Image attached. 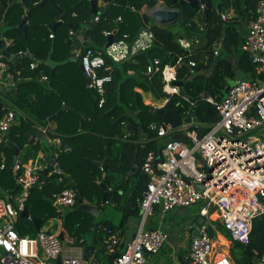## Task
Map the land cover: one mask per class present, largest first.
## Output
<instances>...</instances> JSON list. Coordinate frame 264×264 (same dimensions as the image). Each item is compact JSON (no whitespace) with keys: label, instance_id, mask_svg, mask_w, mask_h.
I'll use <instances>...</instances> for the list:
<instances>
[{"label":"trees","instance_id":"16d2710c","mask_svg":"<svg viewBox=\"0 0 264 264\" xmlns=\"http://www.w3.org/2000/svg\"><path fill=\"white\" fill-rule=\"evenodd\" d=\"M38 1L40 0H21V2L7 4L0 0V23L3 25L1 36L8 41L5 49L11 54L26 51L32 57L45 60L50 45H53L52 58L67 60L70 57L68 30L71 27L69 25L78 24L85 28L84 25L94 17L90 1L52 0L53 2H50L46 0L40 8H32L26 15L27 29L24 33L20 23L24 18L25 9L32 7ZM102 1L106 5L103 8H97L100 11L97 14L99 18L97 27L92 29L91 37L87 39L89 40L88 46L103 52L105 61L110 66L109 73L112 81L107 86L105 103L99 107L96 93L87 86L89 109L84 110L77 107L74 110H66L54 119L55 128L48 129L47 132L51 137L66 139L72 149L69 153L63 151L57 154L62 173L54 172L46 176V181L40 189L36 187L30 189L26 201V209L30 218L41 219L42 222L46 217L51 218L56 215L53 211L54 216H48L49 213H46L43 208L46 200L53 208L48 199L52 193L71 187L73 184L76 187L75 207L79 199L95 201L97 205H100L102 189L97 181L106 183L107 188L112 191L107 193L106 200L121 211L119 223L114 224L106 218L101 219L96 221L92 233L88 234L92 216L79 210L81 220L77 229L81 227V231L76 229L78 234L73 238V243H77L89 235L94 245L97 242L102 243L106 236V229L119 231L128 219L138 218L139 201L146 183V177L141 173L140 167L148 152L153 151L158 154L161 148L156 127L164 120L158 109L144 104L141 95L134 91V87H139L143 91L150 92L156 99L165 97L162 92L161 74L157 72L150 78L143 74L149 61L157 57L162 66L165 63L175 64L178 56L182 57V64L177 70V83H181L182 95L194 103L195 106L191 110L196 112L199 121L203 124L209 123L215 117L216 112L212 105L201 98L200 94L211 95L220 100L225 95V88L228 87V81L234 77L236 68L251 77L255 75V67L248 54L241 49V45L245 33L242 25L251 17L257 0H214L213 7L208 12L204 11L200 16L196 14L197 8L188 4L163 0L167 7L175 8L180 13V18L174 24L165 27L155 24L152 18L142 11L145 6L155 5L157 0H132L131 3L128 0ZM130 7H134V10ZM230 11L232 17L226 20L220 18L221 13L226 14ZM118 16L121 17L120 21L116 20ZM58 22L60 24L53 29ZM145 23H150L153 33L152 42L146 50L139 51L120 61H114L105 54L104 30L116 31V38L126 33L128 42H131L144 28ZM50 34H53L52 38L49 37ZM180 38L191 43L190 53L182 50L178 42ZM218 43L220 46L215 48L214 46ZM59 49L61 51L56 55ZM215 50L218 52L216 55H214ZM235 55H237V61L234 64ZM1 59L8 63L9 70L16 78L15 86L0 94L10 103L9 108L18 112L19 123L10 127L9 136L12 141L23 147L31 142L29 130L34 125L46 129L47 126L49 127L50 122L47 118L60 109L59 103L63 97L39 81L41 70L46 68L45 64L36 65L31 69L29 64L34 62L31 57H20L16 66L4 57ZM188 60L194 61L195 66L188 67ZM74 64L78 66L77 63ZM70 67L69 62L57 67L53 77L46 71L49 78L48 83H63L61 71ZM77 70L83 74L81 68L78 67ZM128 70H133L135 74L128 75ZM83 76L85 77L84 74ZM167 105L173 109L179 108L183 113L188 108L189 102L174 95L161 109ZM2 110L4 109H0V114ZM80 125L81 129H79ZM152 125L155 127L153 128ZM119 141H122L121 146L117 144ZM106 142H110L111 157L107 163V169L103 171L86 158L102 160ZM128 148L131 150L129 156L126 153ZM134 150L136 152L133 154ZM13 152L14 147L10 141L0 144V153L4 157L2 161L0 156V165L4 164L0 170L2 178L12 173L9 166ZM120 154L122 157L119 156ZM130 156L139 167L138 174L140 175L133 186H130L129 181L125 182L123 178L117 180L116 176L119 173L113 171L117 167L127 169ZM67 170H76L75 180L71 178ZM103 172H105L104 177ZM12 178L7 182L10 194L18 189ZM68 179L71 181L68 182ZM82 182L86 185L83 191L79 187ZM35 199L38 200L42 209L32 207ZM41 210H44V213L41 214ZM70 214L67 212L65 217ZM27 221L17 220L19 232L33 236L36 234L34 224L31 220ZM192 221L194 222L195 218ZM26 223L30 224V227L26 226ZM108 223H110L109 227ZM121 234L122 232L120 236ZM225 238L231 240L228 232L225 233ZM218 239L220 244H225L221 237ZM240 245H242V252L248 257L245 264H252L256 257L264 255V213L254 219L249 243ZM109 262L110 259L107 258V262L102 264ZM184 262L185 260L182 263Z\"/></svg>","mask_w":264,"mask_h":264},{"label":"built area","instance_id":"2783aa9c","mask_svg":"<svg viewBox=\"0 0 264 264\" xmlns=\"http://www.w3.org/2000/svg\"><path fill=\"white\" fill-rule=\"evenodd\" d=\"M156 7L163 6L157 4L151 10ZM196 8V14L200 16L205 11V4L199 2ZM130 9L134 10V7ZM220 18L229 19L225 13H221ZM93 19L98 22V15ZM120 20L117 17V21ZM145 24L131 42H128L126 33L119 38L114 35V41L103 48L105 54L114 61H120L146 50L152 42L153 33L150 23ZM111 33L103 31L105 36ZM49 37L52 38L53 34ZM68 37L70 56L73 59L80 56L79 65L87 79V86L97 94V104L102 107L107 86L112 81L110 66L103 52L86 43L85 28L71 27ZM178 42L184 52L190 53L189 41L178 39ZM241 48L255 67L254 77L245 75V78L235 81L220 100L200 94L215 109L219 116L217 121L207 124L200 122L181 130L185 140L169 135L173 128L168 122L164 121L156 127L159 137H168L158 154L148 152L141 164L140 170L146 177V183L139 201L138 226L122 249L120 232L106 229V236L100 244L108 258L117 254L108 264H149V257L167 244L168 232L158 224L148 229V218L156 211L162 215L175 207H188L196 203L202 204L198 215L204 218L215 214L232 241L244 245L249 243L253 221L264 213V0H257L247 20ZM217 53L215 50L214 55ZM181 64V56H178L175 64L165 63L162 66L160 59L154 57L144 68L143 74L148 78L157 72L161 74L164 104L174 95L189 102L188 108L180 112L184 118L194 111L191 109L195 105L182 95L177 83V70ZM36 65L31 62L29 67L33 69ZM187 66L193 67L195 62L188 60ZM127 73L132 74L133 71L128 70ZM38 79L47 82L49 78L41 74ZM15 84L14 73L0 57V85L12 88ZM16 113L10 108L0 115V144L9 141L7 131L14 124ZM204 125H207V130L200 134L199 127ZM42 131L46 135L45 141L60 145L58 137L47 136L46 128H42ZM0 156L3 161L1 153ZM46 166L37 160L26 163L16 160L12 166L11 172L21 194L15 206L7 204L0 196V264H56L57 260L60 264H102L93 261L94 250L85 261L82 249L72 245L73 242L65 237L60 214L65 209L75 207L76 192L72 187L51 194V205L59 214L53 217L57 222L53 232L40 227L31 236L20 233L18 227L15 229L19 214L26 208L30 189H40L45 177L56 172L53 169L44 174ZM3 167L2 163L0 168ZM195 183L202 188L197 189ZM9 195L11 198L12 194ZM208 226L213 230V226L206 221L199 225L196 234H192L185 262L179 264H235L227 251H215L216 243L212 241L213 235L210 236L207 231ZM188 229L194 230L192 226H188ZM60 233L63 240L70 242L67 248L62 247ZM252 264H264V255L256 257Z\"/></svg>","mask_w":264,"mask_h":264},{"label":"water","instance_id":"95a60500","mask_svg":"<svg viewBox=\"0 0 264 264\" xmlns=\"http://www.w3.org/2000/svg\"><path fill=\"white\" fill-rule=\"evenodd\" d=\"M46 0H40L38 2H35L33 4L32 7H28L25 9V15L23 20L21 21L20 25L22 26V30L24 33H26V29H27V24H26V15L30 12V10L32 8L37 9L40 8L43 3ZM50 2H53L52 0H49ZM130 3L132 2V0H128ZM179 2L180 4H188L193 8H196L199 2H202L205 4V12H208L209 9L212 8L213 4H212V0H171L172 3L175 2ZM56 5V4H55ZM90 5H91V9H92V13L96 14L97 13V0H90ZM57 6V5H56ZM151 18L155 21V23L159 26H170L172 24H174L179 18H180V13L178 10H175L174 8H159L156 7L152 10V12L150 13ZM56 27V25L54 26V28ZM70 27H74L77 28L78 25L77 24H71ZM97 27V23L93 20L90 19L88 22V27L86 28V37H91V31L92 29ZM247 28V21H245L242 25V29L246 30ZM116 32H112L111 34H109L106 38V43H105V47H107L110 43H112L114 41V34ZM7 41V40H6ZM4 39H0V57H4L7 60H9L10 62H12L13 64H15L16 66V62L20 57L23 56H28L31 57V59L35 62V64L39 65V64H46L48 66H51L52 68L56 67L57 65H61L64 64L66 61H55L51 58L52 55V48L49 50L48 56L46 57L45 60H40L38 58L32 57L29 54H27V52L25 51H21L18 52L16 54H11L9 53L6 49H4V44L6 42ZM217 47V45H215V48ZM221 54V53H220ZM73 61L76 62H80V56H78L76 59H73ZM80 66V65H79ZM53 70L51 72V76H53ZM245 78V73L242 72L240 69H235L234 71V80L237 81L239 79H243ZM179 85H181V83H178ZM0 102V106H1ZM70 107H65V106H61V108L54 113L53 115H51L50 117L47 118L48 121H51L53 119H55L60 113H62L65 110H70ZM159 114L162 116L163 120L168 122L173 130H171L169 132V135L171 134L173 138L175 139H180V140H185V136L184 134L181 132V130L189 128L191 125H195V124H199V118L196 115L195 111H191L189 116L187 117H181L180 115V109L176 108V109H172L170 108L169 105H167L166 108L164 109H159ZM219 119L218 114L216 113L215 117L210 121L211 122H215ZM182 123H185L184 125ZM10 130V129H9ZM7 131V133L9 134L10 131ZM207 130V125L204 126H200L199 127V132L200 134L205 133ZM29 133L31 134L30 137V141H33L35 138L40 139V140H45L46 135L45 133L42 131V128H40L37 125H34L30 130ZM8 140L10 141V143L12 144V146L14 147V155H13V159L11 162V166H10V171H12V166L14 164V162L16 161V157L17 154L19 152L20 149V145L15 143L14 141L11 140L10 136H8ZM60 145L63 149H65L66 151H69L70 148V143L64 139L61 138L60 139ZM128 154H129V149L127 150ZM104 158L102 161H94L90 158H87L90 162L101 166L102 170L105 171L107 169V162L111 157L110 154V143L106 142L105 143V149H104ZM50 162L48 163V165L43 169V173L45 174L46 171L48 170L49 167H53L54 170H56L57 173H62V170L60 169L58 163H56V159H55V154H51L50 156ZM130 164H131V169L128 171H122V170H118L117 168H114V172L115 173H123L126 176H128L131 173H135V172H139V170L137 169V165L133 162V160L130 158L129 160ZM102 176H105V172L102 174ZM71 179H68V182H70ZM99 185L101 186L102 189V195H101V202L100 205H94V204H90L87 202H84L83 199H79L78 201V205L76 207L77 210L80 211H84L86 213H88L90 216H92V220L90 222V227L87 231L88 234H91L93 231V228L95 226L96 223V219L98 217H102L103 215V205L107 203L106 200V196L107 193L112 192L110 189L107 188V184L104 182H100L98 181ZM195 187H197V189H201L202 186L200 184L195 183L194 184ZM71 187L76 190V187L72 184ZM28 216V212L27 209L24 208L23 211L19 214V217H27ZM17 219V218H16ZM31 221L34 224L35 230H39L40 228V224H41V219H34V218H30ZM205 219L200 216L197 215L195 218V221L192 224V227L194 228V234H196L198 232V227L200 224L205 223ZM107 226H110V223L107 224ZM15 229L17 228V225L14 226ZM207 231L209 233L210 236L213 235V230L210 226L207 227ZM134 235V234H133ZM59 239L63 240V234L60 233L59 234ZM72 245H74L75 247L81 248L82 252H83V259L85 261L88 260L89 256L92 254L93 250H94V245L93 244H88L86 239H82L77 243H72ZM117 256V254L111 255L109 256V259L112 260ZM56 264H60V261L57 260Z\"/></svg>","mask_w":264,"mask_h":264},{"label":"crops","instance_id":"0c3cea01","mask_svg":"<svg viewBox=\"0 0 264 264\" xmlns=\"http://www.w3.org/2000/svg\"><path fill=\"white\" fill-rule=\"evenodd\" d=\"M8 4V3H7ZM157 4H160L161 6H163V7H165L166 5H165V3L163 2V0H157L156 1V3H155V5H157ZM212 4L214 5V0H212ZM106 5V3H104L102 0H97V8L99 7V8H103L104 6ZM155 5H153V6H155ZM91 6V5H90ZM152 6V7H153ZM163 7H161V8H163ZM213 7V6H212ZM92 8V7H91ZM160 8V7H159ZM166 8V7H165ZM175 9V8H174ZM98 10V9H97ZM175 10H177V9H175ZM142 11L146 14V15H148L149 17H151L150 16V13L152 12V10H151V7H143V9H142ZM100 13V11L98 10L97 11V13L96 14H94V16L95 15H97V14H99ZM227 15H228V17L230 18V17H232V12L230 11V12H228V13H226ZM118 17H120V16H118ZM121 18V17H120ZM91 19H93V17L91 18ZM94 20V19H93ZM117 20V19H116ZM153 20V19H152ZM154 21V20H153ZM97 23V22H96ZM154 23H155V21H154ZM58 24H60V22H58L57 24H55L56 26L58 25ZM156 24V23H155ZM54 25V26H55ZM71 25V24H70ZM69 25V26H70ZM78 25V24H77ZM0 39H4L5 41H6V39L5 38H3L2 36H1V30H2V27H3V25H2V23H0ZM54 26H53V29H54ZM146 26V24H144V27ZM78 27H80L79 25H78ZM84 27H85V30H86V28L88 27V23L86 24V25H84ZM143 29V28H142ZM116 32V31H115ZM104 35V34H103ZM115 35V34H114ZM105 36V35H104ZM88 38V37H87ZM90 38V37H89ZM106 38H107V36H106ZM180 39H183V38H180ZM91 42V41H90ZM87 44L89 43V40L87 39V42H86ZM105 43H106V41H105ZM105 43H104V45H103V48H104V46H105ZM8 45V41H6L5 42V44H4V49H5V47ZM217 45V47L216 48H218L219 46H220V44L218 43V44H216ZM242 46V45H241ZM215 47V46H214ZM52 48V50H53V52H54V47H53V45H50V48H49V50ZM242 49V48H241ZM60 49L58 50V52H57V54L56 55H58L59 53H60ZM53 52H52V54H53ZM49 53V52H48ZM220 54V53H219ZM51 58H52V55H51ZM53 60H55V61H63V60H58V59H54V58H52ZM66 62L65 63H67V62H69L70 64H71V67L68 69H65V70H63V71H61L62 72V81H63V83H59V82H56V83H53V84H51V83H48V81L47 82H42V84H45V86L47 87V88H51L50 90H53V91H56L58 94H60L62 97H63V99H62V101L59 103V105H60V107L61 106H65V107H70L71 109L70 110H74V109H77V107L78 108H80V109H89V102H88V97H87V92H88V88H87V79H86V77H84L83 76V74H80L79 72H78V70H77V68L79 67L80 68V66H79V63L78 62H76V61H73V58L70 56L67 60H65ZM236 61H237V55H235L234 57H233V63L235 64L236 63ZM64 63V64H65ZM74 63H77L78 64V66L76 67V65L74 64ZM64 64H61V65H57L56 67H54V68H52L51 66H48V65H46V68H45V70H41V72H42V74H46V71H48V73L51 75V72H52V70H53V74L55 73V69L57 68V67H59V66H62V65H64ZM74 64V65H73ZM236 69H239V68H236ZM60 70H62V68H60ZM133 71V70H132ZM128 75H134L135 73H134V71H133V73L132 74H129V73H127ZM246 75V74H245ZM54 76V75H53ZM52 76V77H53ZM231 83H229L228 84V87L232 84V83H234L235 82V80H234V77L231 79ZM227 87V88H228ZM227 88H225V90H227ZM6 89H10V88H4V87H2L1 85H0V94H3L4 93V91L6 90ZM134 91L135 92H137V93H139L140 95H141V97H142V100H143V103L144 104H146V105H148V106H151V107H153V108H156V109H161V108H163L166 104H164V97L163 98H160V99H156V98H154L153 97V95L150 93V92H146V91H143L141 88H139V87H134ZM97 95V94H96ZM2 97L0 96V99H1ZM0 102H2L1 103V106H0V109L1 108H3L4 110H2V112H1V114H3L6 110H8V109H10L9 107H10V103L7 101V100H5V99H3L2 98V101H0ZM69 105H72V106H69ZM74 106V107H73ZM163 106V107H162ZM167 107V106H166ZM165 107V108H166ZM171 108V107H170ZM173 109V108H172ZM66 111V110H65ZM0 114V115H1ZM15 122H14V124H18L19 123V117H18V112L16 113V116H15ZM50 122V125H49V127L47 126V130L48 129H51V130H53L54 128H55V126H56V122L54 121V119L53 120H51V121H49ZM166 122V121H165ZM13 124V125H14ZM154 125H152V127H153ZM41 128V127H40ZM79 129H81V125L79 126ZM10 131V130H9ZM47 134V136H50V134L47 132L46 133ZM9 135V134H8ZM30 137H31V134L29 135V139H30ZM51 137V136H50ZM167 137L168 136H165V137H159V139H158V143H159V145L160 146H162V144H163V142L165 141V139H167ZM46 139V138H45ZM43 141H45V140H43ZM42 140H40V139H34L33 141H31V142H29V143H26L23 147H25V150H23V151H21L22 150V148L23 147H21L20 146V149H19V152H21L20 154H19V152H18V154H17V157H16V160H18L19 162H22V163H26L27 161H29V160H32V161H35V160H37V161H41V162H43L44 164H46V165H48V163L50 162V156H51V154H55V159H56V163H58V165H59V167H60V161H59V158L57 157V154L58 153H60V152H67V153H69L70 151H71V149H72V147H71V145H70V148H69V151H66L65 149H63L62 147H61V145H56V144H51L52 145V147L51 148H40L41 146H42ZM110 143V142H109ZM118 146H121L122 145V141H119L118 143ZM129 149V154H128V152L126 151V153L128 154V156L130 155V152H131V150H130V148H128ZM127 149V150H128ZM32 152H34V155H33V157H28V155L30 154V153H32ZM136 151L134 150V152H133V154L135 153ZM105 154V153H104ZM13 155H14V152H13ZM21 156H23L22 158H20ZM120 157H122L121 156V154L119 155ZM130 158L133 160V158L130 156L129 157V160H130ZM12 159H13V156H12ZM19 159H22V160H19ZM87 159V158H86ZM91 159V158H90ZM93 160V159H92ZM103 160V159H102ZM102 160H94V161H102ZM87 161H89L88 159H87ZM109 161V160H108ZM11 162H12V160H11ZM90 162V161H89ZM134 162V161H133ZM90 163H92V162H90ZM108 163V162H107ZM128 163H129V165H128V168L127 169H121V168H118L117 167V169L118 170H125V171H128V170H130L131 169V164H130V162L128 161ZM92 164H94V163H92ZM94 165H96V164H94ZM10 166H11V163H10ZM10 166H9V170H10ZM100 170H102V168H101V166H98V165H96ZM54 168H51V167H49L48 168V170H53ZM0 170H1V168H0ZM104 173V172H103ZM139 173V172H138ZM132 174H134V175H136V176H138V179H139V174H137L136 172L135 173H131L128 177H127V181H129L130 180V177H131V175ZM125 175L123 174V173H119L117 176H116V179L117 180H120L121 178H123V180L125 179V177H124ZM137 179V180H138ZM136 180V181H137ZM135 181V182H136ZM101 182V181H100ZM97 183H98V181H97ZM99 184V183H98ZM135 184V183H134ZM134 184H132L131 186H133ZM100 186V185H99ZM111 187V186H110ZM101 195H102V193H101ZM83 201L84 202H87V203H93V204H95V205H97L96 203H95V201H93V202H90L89 200V202L88 201H86L85 199H83ZM107 203H111V202H107ZM106 203V204H107ZM113 204V203H112ZM105 205V204H104ZM114 205V204H113ZM158 214H160L158 211H156ZM86 213V212H85ZM161 215V214H160ZM162 216V215H161ZM104 219V218H103ZM131 219V218H130ZM130 219H128V220H130ZM135 220H138V218L136 217V218H134ZM193 219V218H192ZM192 219H189L188 220V222H187V224H185V226H184V228L182 227V229L181 230H176V232H174L175 234L173 235V236H170V235H172V234H170V235H168V241H167V244L158 252V253H156V254H153V255H151L150 257H149V264H151V260L153 259V258H155V257H157L158 258V262H157V264H179V263H182L184 260H185V257H186V255H187V253H188V250H189V245H190V239H191V236H192V234L194 233V230H190V229H188V226H192V224H193V221H192ZM127 220V221H128ZM97 221H100V220H97ZM127 221H126V223H127ZM126 223L124 224V226L123 227H125V225H126ZM147 224H148V229H150V228H153V227H155V225H156V223L153 221V219L151 218L148 222H147ZM146 224V225H147ZM17 227H18V225H17ZM40 227H41V224H40ZM122 229V228H121ZM18 230H19V228H18ZM118 232H122V234H121V249L123 248V246H124V244L125 243H127L128 242V240L133 236V234H134V231H131L130 233H128V235H126L125 233H124V231H122V230H120L119 229V231ZM221 237V236H220ZM224 241H225V244H226V238L224 237H221ZM92 244V243H91Z\"/></svg>","mask_w":264,"mask_h":264},{"label":"rangeland","instance_id":"374dc122","mask_svg":"<svg viewBox=\"0 0 264 264\" xmlns=\"http://www.w3.org/2000/svg\"><path fill=\"white\" fill-rule=\"evenodd\" d=\"M232 81L229 80L228 83H231ZM233 84V83H232ZM231 84V85H232ZM61 108V107H60ZM42 146L40 148H51L52 145L47 142V141H42ZM25 150V147L22 148L21 151ZM21 152H19L20 154ZM34 152L30 153L28 155V157H33ZM23 156H21L20 158H22ZM22 160V159H19ZM69 171V173L71 174V178L73 180L76 179L77 177V173L76 170H67ZM92 171V170H91ZM67 173V174H69ZM12 174V175H11ZM8 174V175H4V177H0V196L1 198H3L7 204L15 206L17 199L19 198L20 194H21V189H17V191H14L12 193V197L10 198V193H8L9 189H7V182L12 179H14V175L13 173ZM138 179V176L132 174L129 180V184L130 186L132 184L135 183V181ZM15 181V179H14ZM46 179L44 180L45 183ZM80 189L83 191L86 189V185L82 182V184H80ZM88 187V186H87ZM89 188V187H88ZM88 192H91L90 190H88ZM51 197V195H50ZM50 197L48 198L51 204V200ZM86 198V197H85ZM86 201H88L87 199H85ZM89 202V201H88ZM35 206L37 209H42L38 203V200H34V203L32 204V207ZM52 206V205H51ZM202 206V204L196 203V204H192L188 207H175L173 209H171L169 212H165L162 214V216L160 214H158L157 212H155L153 214V216H150L148 218V221L152 218L153 221L160 225V227H162L163 229H165L168 232V235L173 236L176 232V230H181L182 227L184 228L185 224H187L189 219L192 218H196V216L199 213V209ZM43 208L46 210V213H49L48 216H54V212L55 209L53 210V208L50 207L48 200H46L45 205L43 206ZM47 208L49 210H47ZM103 215L102 217H98L97 220H101L102 218H106L109 222H112L114 224L119 223L120 221V217H121V211L118 207H116L115 205H113L112 203H107L103 206ZM70 212L71 214L67 217H65L66 213ZM44 213V210H41V214ZM55 214L58 216L59 214H57L55 212ZM55 215V216H56ZM80 211L76 209V207L74 208H68L65 209L64 212H62L60 214L61 217V221L62 222V228L65 234L66 239L70 240L71 242H73V238H75L77 236V230L81 231V227H79V229H77L78 224L80 222ZM82 215V214H81ZM29 216V215H28ZM20 217V221H25L28 222L27 220H31L30 216L29 217ZM65 217V218H64ZM206 221H208V223L213 226V237H212V241H214L216 243L215 245V251L218 252H228L231 259L233 260V262L235 264H245V261H248V257L242 252V245L235 243L232 240H228L226 238V244H220L219 241V237H225V233H227V231L220 225V222L217 220L216 215H214V217H212V214L207 215L206 217H204ZM57 225L56 219L51 217H46L44 220H42L41 222V229L45 230L48 229L49 232H53L55 230V227ZM26 226L30 227V224L26 223ZM138 226V220H135L134 218H131L130 220L127 221L125 227H122V229L120 228V230L124 231V233L126 235H128V233H130L131 231L136 230ZM148 226V224H147ZM21 229H23V227L21 226ZM77 229V230H76ZM80 234V232H79ZM85 238L87 239V243L91 244L92 243V238H89V235H86ZM75 243V242H74ZM94 245V244H93ZM68 246H70V242H66L65 240H62V247L67 248ZM95 259L93 261H99V262H107V258H108V254L106 252H104L101 244L99 242H97L94 245V254ZM158 262V258L155 257L151 260V264H157Z\"/></svg>","mask_w":264,"mask_h":264},{"label":"flooded vegetation","instance_id":"af4514ba","mask_svg":"<svg viewBox=\"0 0 264 264\" xmlns=\"http://www.w3.org/2000/svg\"><path fill=\"white\" fill-rule=\"evenodd\" d=\"M137 169L139 170V167H138V166H137ZM136 173L138 174V172H136ZM124 175H125V174H124ZM129 175H130V174H129ZM129 175H128V176H129ZM128 176H126V175L124 176V177H125V179H124L125 182H127V177H128ZM90 204H93V203H90ZM94 205H95V204H94ZM102 219H103V218H102ZM96 221H97V219H96Z\"/></svg>","mask_w":264,"mask_h":264},{"label":"bare ground","instance_id":"6f19581e","mask_svg":"<svg viewBox=\"0 0 264 264\" xmlns=\"http://www.w3.org/2000/svg\"><path fill=\"white\" fill-rule=\"evenodd\" d=\"M215 214H212V217H214Z\"/></svg>","mask_w":264,"mask_h":264}]
</instances>
